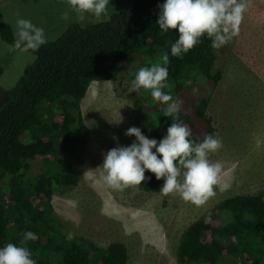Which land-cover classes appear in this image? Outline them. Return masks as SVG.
Masks as SVG:
<instances>
[{
  "label": "trees",
  "instance_id": "obj_1",
  "mask_svg": "<svg viewBox=\"0 0 264 264\" xmlns=\"http://www.w3.org/2000/svg\"><path fill=\"white\" fill-rule=\"evenodd\" d=\"M162 2L130 0L109 20L72 24L57 40L29 51L35 60L0 104V246L17 244L25 231H32L37 239L25 246L36 264L128 263L123 243L100 248L84 237H70L52 200L56 189L73 188L80 180L76 165L90 138L81 104L90 85L117 79L119 67H131L142 58L157 62L177 38L175 30L162 33L155 23ZM0 35L13 44L8 24L0 22ZM210 43L201 38L182 58L169 55L167 87L162 90L181 102L178 119L195 142L216 136L208 107L222 79L216 66L221 48ZM163 108L157 102L151 112L141 111L148 118L142 133L158 141L172 122ZM145 177L138 187L160 193L163 179L157 181L147 171ZM177 260L264 264V188L255 195L227 198L192 222L182 234Z\"/></svg>",
  "mask_w": 264,
  "mask_h": 264
},
{
  "label": "rangeland",
  "instance_id": "obj_2",
  "mask_svg": "<svg viewBox=\"0 0 264 264\" xmlns=\"http://www.w3.org/2000/svg\"><path fill=\"white\" fill-rule=\"evenodd\" d=\"M129 3L110 0L107 20ZM65 12L69 13L66 20L61 19ZM20 17L43 28L47 42L57 40L70 25H81L67 0H0V22L8 24L14 35ZM99 22L89 19L83 26ZM10 46L0 35V104L35 60L31 52ZM218 56L216 66L222 79L208 107L216 137L222 142L209 155L212 162L222 165L213 195L194 205L175 192L151 193L138 186L114 190L99 180L103 155L117 145H129L134 137L125 136V131L133 126L142 131L148 118L141 111L151 112L157 103L146 90L129 91L136 70L152 63L142 58L131 67H119L115 80L93 82L82 100L90 138L82 162L76 165L80 180L73 188L56 189L52 200L70 237H84L100 248L123 243L127 264H179L181 237L192 222L227 198L255 195L264 188V0H247L236 35ZM142 103V110L138 109Z\"/></svg>",
  "mask_w": 264,
  "mask_h": 264
},
{
  "label": "clouds",
  "instance_id": "obj_3",
  "mask_svg": "<svg viewBox=\"0 0 264 264\" xmlns=\"http://www.w3.org/2000/svg\"><path fill=\"white\" fill-rule=\"evenodd\" d=\"M67 4L82 26L89 19L97 22L108 19L110 0H67ZM246 7L247 0H163L157 5L156 25L162 33L175 30L177 38L157 62L136 70L129 91H148L153 101L164 106L163 115L171 117L172 122L159 141L144 135L139 127H129L124 135L134 140L126 146L117 145L103 155L98 169H102L99 180L105 187L123 190L139 186L147 179V171L157 181L163 179L159 191L175 192L194 205L203 204L213 195L222 165L212 162L209 155L220 149L222 142L215 135H205L200 142L190 139L193 133L178 119L181 102L162 90L167 87L169 55L182 58L201 38L210 40L213 49L225 46L236 35ZM68 18V12L61 16ZM45 43L43 28L26 18L16 19L11 49L34 53ZM36 239L34 232L25 231L19 243L0 246V264H36L25 246L27 241Z\"/></svg>",
  "mask_w": 264,
  "mask_h": 264
},
{
  "label": "bare ground",
  "instance_id": "obj_4",
  "mask_svg": "<svg viewBox=\"0 0 264 264\" xmlns=\"http://www.w3.org/2000/svg\"><path fill=\"white\" fill-rule=\"evenodd\" d=\"M110 206V205H109ZM111 207V206H110Z\"/></svg>",
  "mask_w": 264,
  "mask_h": 264
},
{
  "label": "crops",
  "instance_id": "obj_5",
  "mask_svg": "<svg viewBox=\"0 0 264 264\" xmlns=\"http://www.w3.org/2000/svg\"><path fill=\"white\" fill-rule=\"evenodd\" d=\"M216 129V128H215ZM217 135V134H216Z\"/></svg>",
  "mask_w": 264,
  "mask_h": 264
}]
</instances>
